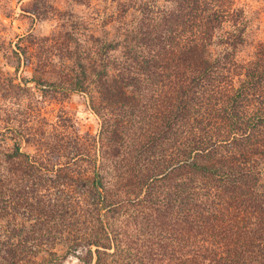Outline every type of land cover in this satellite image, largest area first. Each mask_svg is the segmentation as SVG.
<instances>
[{"label": "trees", "instance_id": "1", "mask_svg": "<svg viewBox=\"0 0 264 264\" xmlns=\"http://www.w3.org/2000/svg\"><path fill=\"white\" fill-rule=\"evenodd\" d=\"M104 1L87 41L28 34L11 51L42 99L77 94L99 131L0 117V264H264L258 13Z\"/></svg>", "mask_w": 264, "mask_h": 264}, {"label": "rangeland", "instance_id": "2", "mask_svg": "<svg viewBox=\"0 0 264 264\" xmlns=\"http://www.w3.org/2000/svg\"><path fill=\"white\" fill-rule=\"evenodd\" d=\"M240 4L245 7L250 18L253 17V12L258 13L259 30L256 36L264 44V0H240ZM104 5V0H0L1 118L7 112L18 110L33 114L30 126L38 132L46 131L56 135L62 131V125H65L81 135L95 136L98 133L99 120L89 110L84 98L70 94L60 102L44 100L38 87L29 81L33 76L31 66L23 62L15 73L10 65L15 64L11 51L17 49V36L30 34L35 38L34 44L40 43L39 39L57 37L59 45L68 42L74 46L80 43L79 35L82 33L87 41L95 12L102 11ZM12 83L22 90L11 88ZM17 92L20 97L14 98V93ZM29 93L35 96L32 104L27 98ZM57 124L60 128L54 131L53 126ZM7 144L11 146L9 141ZM24 150L32 151L28 147H24Z\"/></svg>", "mask_w": 264, "mask_h": 264}]
</instances>
